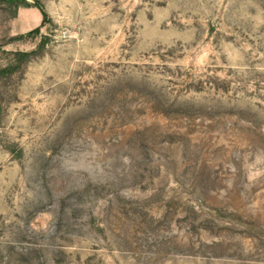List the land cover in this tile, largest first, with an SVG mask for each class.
Segmentation results:
<instances>
[{
    "label": "rangeland",
    "instance_id": "rangeland-1",
    "mask_svg": "<svg viewBox=\"0 0 264 264\" xmlns=\"http://www.w3.org/2000/svg\"><path fill=\"white\" fill-rule=\"evenodd\" d=\"M0 264H264V0H0Z\"/></svg>",
    "mask_w": 264,
    "mask_h": 264
},
{
    "label": "trees",
    "instance_id": "trees-1",
    "mask_svg": "<svg viewBox=\"0 0 264 264\" xmlns=\"http://www.w3.org/2000/svg\"><path fill=\"white\" fill-rule=\"evenodd\" d=\"M40 8H41V10H42V12H43L45 18H47V13H46L45 9H44L42 6H41Z\"/></svg>",
    "mask_w": 264,
    "mask_h": 264
}]
</instances>
